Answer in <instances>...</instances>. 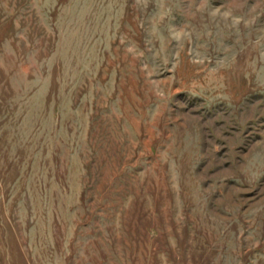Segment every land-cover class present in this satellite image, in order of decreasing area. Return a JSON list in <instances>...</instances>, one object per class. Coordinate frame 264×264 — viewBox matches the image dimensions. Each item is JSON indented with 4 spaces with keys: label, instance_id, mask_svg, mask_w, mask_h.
<instances>
[{
    "label": "rangeland",
    "instance_id": "374dc122",
    "mask_svg": "<svg viewBox=\"0 0 264 264\" xmlns=\"http://www.w3.org/2000/svg\"><path fill=\"white\" fill-rule=\"evenodd\" d=\"M0 264H264V0H0Z\"/></svg>",
    "mask_w": 264,
    "mask_h": 264
}]
</instances>
